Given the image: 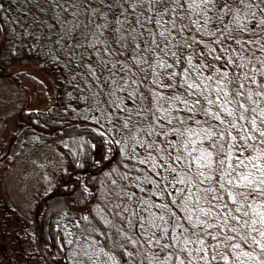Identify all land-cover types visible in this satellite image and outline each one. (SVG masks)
<instances>
[{"label":"rangeland","instance_id":"1","mask_svg":"<svg viewBox=\"0 0 264 264\" xmlns=\"http://www.w3.org/2000/svg\"><path fill=\"white\" fill-rule=\"evenodd\" d=\"M251 3L254 7L244 9L249 13L245 21L249 28L254 22L251 12L256 13V19H264L260 11L264 4L260 0ZM8 5L12 9L1 10V20L3 15L19 31L14 35L11 29L13 37L8 39V46L15 36L13 46L37 52L46 67L49 62L53 67L46 74L39 60L32 58L29 62L13 63L0 74V264H45L39 255L44 259L50 244L38 243L39 254L33 246V223L37 225L34 205L41 198L48 199L55 187L68 178L77 179L85 186L84 176L78 177L83 162L70 159L75 150L87 154L85 165L101 167L118 157L116 165L121 166V171L108 163V168L100 173L96 186L101 197L103 189L114 186L111 179L116 173L134 181L140 175L144 178L149 193L136 200L148 203V208L138 209L128 198L121 202L118 196L110 195L107 211H116L118 218L127 212L144 216L151 228L163 224L168 237L175 242L173 245L182 247V251L200 249L201 234L224 239L226 242L219 246L225 251L209 264H264V251H261L264 237L259 234L264 231V225L251 224L253 219L259 221V217L252 215L253 209L264 212V195L258 191L247 198L238 195L248 193L249 189L228 185L226 177L227 172H232L231 179L235 181L239 174L251 172V179H259L252 165L245 168L240 160L247 162L250 155L264 154V137L259 136V131L264 130L261 123L264 117L260 115L264 110V87L259 86L264 81V26L255 32L232 33L239 37L240 43H234L231 38L229 43H216L219 31L216 36H209L200 24L193 23L196 12L192 11L191 0L187 12L172 0H6L5 6ZM162 32L164 36L160 35ZM63 45L75 47L66 51ZM56 52L70 68V79H66L69 83L60 78L58 68L62 64L53 56ZM124 58L131 64L124 66L121 74L115 72L117 61ZM223 72L228 77L222 85ZM245 74L249 79H245ZM234 75L245 85L239 89L243 95H233L237 87L229 81ZM103 79L108 82L107 88L101 84ZM188 84L195 87L190 89ZM221 87L228 93L227 99L233 101L226 105L233 111L232 116L221 107L225 104ZM257 92L261 95L257 96ZM209 100L214 103L210 104ZM55 101L59 103L52 109ZM240 104L249 111L245 112ZM106 107L119 108V115L109 116ZM70 109L64 123H69L75 131L60 133L61 128H53L54 123L60 118V111ZM72 114L80 119L71 118ZM241 114L245 117L242 120ZM99 119L105 122L101 124ZM253 119L256 131L252 130ZM233 121L236 128L231 126ZM90 128L99 134L91 143L88 142ZM205 130L212 133L211 139ZM248 136L252 139H247ZM252 140H258V144ZM239 141L249 145L242 156L233 146ZM212 144H215L210 149L213 167H201L197 157ZM227 154L238 157L220 164ZM134 168L141 174L135 171L125 175L124 172ZM183 172L197 175L198 180L190 181ZM201 172L211 178L205 179ZM156 179L177 192L154 188ZM86 180L90 182V178ZM254 187L264 188V185L257 183ZM209 188L215 191H207ZM229 192L236 197L237 204L232 203ZM153 194L158 197L155 203L170 207L167 214L152 206L148 196ZM214 196L219 199H213ZM75 201L63 197L55 203L79 210L84 203L78 196ZM84 201L87 208L91 199L88 196ZM215 204L221 206V214L208 220L204 213ZM241 205L248 216L235 211ZM99 212L103 215V211ZM56 226L60 228L63 244L59 240L55 249L73 259L72 263L117 264L116 254L94 235L88 222L85 229H78L73 218L64 215ZM55 231L59 236V231ZM124 232L119 229L114 239H121ZM241 233L248 235V245L236 239ZM237 244L240 247L234 248ZM151 264L182 263L160 256Z\"/></svg>","mask_w":264,"mask_h":264},{"label":"trees","instance_id":"2","mask_svg":"<svg viewBox=\"0 0 264 264\" xmlns=\"http://www.w3.org/2000/svg\"><path fill=\"white\" fill-rule=\"evenodd\" d=\"M5 1L6 0H0V11L4 8L12 9L9 7V5L5 6ZM162 2L166 4L165 1ZM30 10H28L27 12H31ZM32 11L36 12L35 10ZM2 18L3 21L0 17V74L3 73L5 71V68H7L9 65H12L13 63L17 62H29L32 58H36L37 61L39 60V64L46 74L51 73L50 71L52 70V68L50 67H53L51 62H49L48 67H46V62H44L43 57L38 55L37 52L31 53L29 51L21 50L18 47L12 45L14 44L15 36L8 46V39H11L13 37L12 30H14V35H16V32L19 33V31L15 29L16 26L11 25L10 23L8 24V21L3 15ZM255 20L258 21V19L256 18ZM176 42L178 43V45H181L178 38H176ZM224 43H229V39L224 40ZM71 47L75 46L63 45V49L66 51L69 50ZM159 48L161 49V45L159 46ZM53 56H55V59H57L58 62L62 64L58 68L59 72H61L60 78H62L63 81H65L66 83H69V80L66 79H70V68H68L66 61H63L57 52L54 53ZM117 64L119 66H117L115 72L117 71L121 74V71H123L124 66L130 65L131 61L126 60V58H124L117 61ZM37 69L39 70V68ZM169 78H174V76ZM101 84L103 85V88L108 87L106 85L108 84V82L105 79L102 80ZM76 85L79 86L78 83H76ZM56 100L58 99L56 98ZM82 102L87 103L86 100H83ZM58 103V101H55V104L53 105L54 107L52 109H55ZM106 109L107 114L111 117L119 115V108L117 110H113L108 109L106 107ZM70 112L71 109L67 112L60 111V118L56 120V122L54 123L55 127L53 128H61L60 133L65 132L67 130L75 131L74 127L69 125V123H64L67 119V117L65 116H67ZM70 117L76 120L80 119L79 115L72 114ZM99 122H101L102 124L105 121L99 119ZM47 123L48 122L46 121V124ZM46 129L48 131H51L47 126ZM91 129L92 128L88 130ZM88 134L90 135L88 137L89 143L93 142L95 136L97 137L99 135L98 133L94 132L93 129ZM257 142L258 140H252L253 144H258ZM241 144L246 143H242L241 141L234 143V147L238 155H240L241 152ZM246 145L249 146L248 144ZM115 148H117L118 150L117 144L115 145ZM138 152L141 153L140 151ZM245 152L246 150H243V153ZM135 153L136 155L139 154L137 152ZM116 154V150H113L112 156H115ZM86 157L87 154L82 152L81 150H75L70 155L71 160H79L80 162H83L82 169L79 170V176H77H84L82 181H84L85 186H82V184L78 182L79 180L77 179L68 178L63 183L61 182L55 187L54 191L48 196V199L42 200L41 198L37 200L36 204L34 205V215H36L37 225H34L33 223V229H35L33 236V246L37 254H39L40 248L38 246L40 245L38 243L41 244V241H47L50 244V247L48 246V248L45 249L46 257H44L43 259L42 256L39 255L40 259L43 260V262L45 261V264H74L72 263L74 261L73 259L68 258L65 255H61L58 252V249H55V247L58 245V241L62 240L60 228L57 227L56 224L64 215L72 217L78 229H85V222H88V226H90L89 229L93 231L94 235L98 237L99 240L101 239L100 241L103 242L105 245L109 246L111 251L116 254L118 258L117 264H151L152 261H154L157 257L160 256L165 259L166 257H171L174 260L179 261V263L183 262L186 264H209L213 261V256L218 259L221 256L222 252L225 251V249L221 248L219 245L221 243H225L226 241L224 239H218L216 237L215 239H213V234L211 235L209 233L201 234V236L199 237L201 238L200 240H203L204 242L200 249H198L197 247H192L182 251L180 250L182 247H177L173 245L175 242L170 237H168L169 233L167 229H165V226L163 224H158L154 228H151L148 224L149 221H146V218L142 215L131 214L126 212V214L122 213V215L118 218V213L116 211H107L110 207V205L108 206V204L110 203V200H108L110 195H113L114 198L115 196H118L117 200L121 202L125 201L128 198L130 200L129 202L133 203V206H136L138 209L142 208L146 210V208H148V203L141 201L137 202L136 199L143 194L149 193L147 191L148 186L144 184V178H141V175L137 181H134L130 177L122 178V176L116 173V175L111 179L114 183V186H108L107 188L103 189L101 191V197V195L99 194L100 188H98L99 186H96L97 181L100 178V173H102L104 169L108 168V163L116 165L118 157H116V161H113V157L107 164H104L101 167L96 166L94 164L85 165ZM234 157L238 156L235 154H227L226 158L220 160H224L226 163L230 158ZM135 166L137 167V165ZM116 167L118 171H121V166L119 167V165H116ZM135 171H137L136 168L132 169L131 171H126L124 173L125 175H128ZM137 172L141 174L140 170ZM183 175L186 177L189 176L190 181L195 179L198 180L197 175H189V173L186 172H183ZM86 178H90V182H88ZM128 181L132 183L131 186ZM153 182L154 188L164 189L169 193L177 192L176 188L168 187L160 179H156ZM177 188L179 190V186ZM76 196L79 197L81 203H84V205L81 206L79 210H71L66 208L65 205H62V203L58 205H56L55 203V201H59V199L63 197H69L71 200L76 202ZM88 196L91 199V204L86 208L84 200ZM148 197H150L153 201L152 206L157 207V209L164 214L168 213L170 207L165 205V203L154 202L155 199H158L155 194ZM50 208H52V211H50ZM208 210L211 213L210 216H206L208 220L209 217H215V215L221 214V206L219 204L211 205ZM99 211H103V215H101ZM139 212L140 211H137L135 213ZM103 218L106 220H103ZM56 229L59 231V236L56 235ZM119 229L126 230V232H124L123 237H121V239H119L118 237H115L116 239H114V233L117 232ZM244 234L245 235L241 233L239 234V237H235L238 242H240L242 245H248V235L246 233ZM179 237L181 236L179 235Z\"/></svg>","mask_w":264,"mask_h":264},{"label":"snow or ice","instance_id":"3","mask_svg":"<svg viewBox=\"0 0 264 264\" xmlns=\"http://www.w3.org/2000/svg\"><path fill=\"white\" fill-rule=\"evenodd\" d=\"M173 3H178L180 8L184 9L186 12L188 11V0H172ZM261 4H264V0H260ZM191 5L192 7V11L196 12V20L193 21V23H198L201 25V30L202 31H207L209 36H216L217 31H219L220 36L217 37L216 39V43H223L224 40H227L229 38H231V40L234 43H240V39L238 36L233 35L232 33L236 32V31H249V32H255L257 30V28L264 26V19L255 21L254 18L256 16L255 12H251V17L253 18L252 22V26L251 28L248 27V23H246L245 21H248L249 18V13L247 11H245L244 9H251L252 7H254V5L251 3V0H191ZM241 5H243V8H241ZM260 11L262 13H264V8H261ZM211 13V14H210ZM157 14H158V10H157ZM203 17V18H201ZM169 19H171V17H169ZM179 21H183V18L181 17H177L176 18ZM137 23H139V18H137ZM209 24L212 25L211 28H209ZM229 25L231 27H229ZM190 27V26H189ZM173 28H175V21L173 22ZM225 33H227L228 35L226 36ZM160 35L164 36V33H160ZM220 37H223L224 39L221 40ZM167 38V37H165ZM159 46V45H158ZM190 47V45H188ZM223 51V49H221ZM173 55H175V53H173ZM216 59H220V57H216ZM222 81L221 84L223 85V80H226L228 77V73L227 72H223L222 74ZM209 79H211V77H209ZM245 79H249V77L245 74ZM239 77L234 75L233 80L229 81V83H234L236 84L237 87V91L234 92V96H240L243 95L242 92L239 91V89H243L245 88V85L243 83H239L238 82ZM261 87H264V81H262L261 85H259ZM188 88H194L195 85L193 84H188L187 85ZM221 92L224 95V99H225V104L221 105L222 108H224L225 111H227L229 116L233 115V111L231 109H228L226 107L227 104L232 103L233 101L228 100L227 96L228 93L224 91V87H221ZM257 96H260L261 93L257 92L256 93ZM251 98V96H249V99ZM196 103H199V100L196 101ZM209 103H214V101L209 100ZM241 108H244L243 104L239 105ZM255 109H252V111H254ZM244 111L247 112L249 111V109L244 108ZM215 115V114H214ZM261 117H264V110H261L260 113ZM216 118L219 119V116L216 115ZM245 117L243 116V114L240 115L239 119H244ZM182 122V121H181ZM221 123H224V121H220ZM168 123H171V121H168ZM261 123H264V119L261 120ZM252 124V130L256 131V122L253 119L251 121ZM231 126L233 128H236L237 125L236 123L233 121L231 123ZM206 135L208 136L209 139H211L212 137V133L207 132V130H205ZM259 136L260 137H264V130L259 131ZM236 138L233 137V140H235ZM241 139H244L243 137ZM247 139H252L251 136H248ZM235 146V145H233ZM215 147V144L210 145L209 149H205V150H201L200 155L197 157V160L200 163L201 167H205L208 169H212L213 164H212V152H211V148ZM241 152L240 155H243V150H246L247 145L246 144H241ZM177 159H179V157H177ZM143 163V161H142ZM220 164H224L225 161L221 160L219 161ZM240 164L247 168L249 164L252 165V168L256 170V172L259 173V179L258 180H253L251 179V172L248 173H241L237 176V179L234 181L231 179L232 176V172H227L226 173V177H227V184L230 186H238L241 188H247L249 189L248 193H244L241 192L238 195L241 196H245V198H247L248 195H251L253 191H258L261 195H264V188H255L254 185L255 184H260V185H264V154L261 155H257V156H249L247 158V162L245 161V159H241L240 160ZM229 167H232L231 165ZM233 171H235V168H233ZM201 176H203L205 179H210V176H205V174L203 172L200 173ZM183 181H181L182 183ZM200 183H203V180L200 181ZM223 187V184L221 185ZM207 191H215V189L209 188L207 189ZM228 195L232 198V203L233 204H237L238 201L236 199V197L233 195L232 192H229ZM213 199H219V197H213ZM249 208H252V205L249 204L248 205ZM225 208H227V204H225ZM243 206H238L235 208L236 212H242V215L244 216H248L249 213L245 210L242 211ZM205 216H210L211 213L210 212H205L204 213ZM253 216L259 217V221L253 219L251 220V224L254 226L257 222L260 223L261 225H264V212H260L256 209H253L252 212ZM233 220L236 219L235 216L232 217ZM226 222V220H225ZM247 223V222H246ZM234 230V229H233ZM260 236L264 237V231H260ZM213 239H215V237H212ZM201 244H203V240L199 241ZM258 243V241H257ZM234 248H239L240 245H233ZM261 251H264V247L261 248ZM245 255H250L248 253H245ZM213 260L216 259L215 256L212 257ZM183 264V262H182Z\"/></svg>","mask_w":264,"mask_h":264}]
</instances>
